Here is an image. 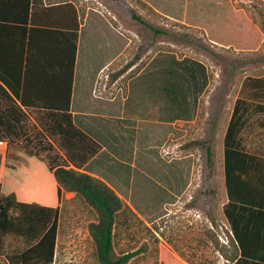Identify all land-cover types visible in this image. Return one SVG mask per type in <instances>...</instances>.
Returning a JSON list of instances; mask_svg holds the SVG:
<instances>
[{
  "label": "rangeland",
  "instance_id": "374dc122",
  "mask_svg": "<svg viewBox=\"0 0 264 264\" xmlns=\"http://www.w3.org/2000/svg\"><path fill=\"white\" fill-rule=\"evenodd\" d=\"M105 1L108 48L80 45L79 66L85 58L95 69L119 57L94 95L104 87L109 115L123 120L105 122L101 142L109 154L90 165L134 213L117 215L114 253H134L126 264H228L223 137L242 81L264 75V0H148L157 14L143 0ZM180 74L185 101L170 85ZM27 126L30 138L40 134L48 155L60 158L57 137L38 122ZM261 139H245L248 151ZM96 221L81 197L64 193L52 264H97L88 231Z\"/></svg>",
  "mask_w": 264,
  "mask_h": 264
},
{
  "label": "trees",
  "instance_id": "16d2710c",
  "mask_svg": "<svg viewBox=\"0 0 264 264\" xmlns=\"http://www.w3.org/2000/svg\"><path fill=\"white\" fill-rule=\"evenodd\" d=\"M25 1L28 6L29 0ZM131 17L140 20L134 14ZM259 30L264 38V16ZM249 33L247 41L251 42V29ZM170 72L175 77L176 71ZM177 77L169 82L185 101L189 88L182 85L187 80L181 74ZM179 95L173 92V99ZM0 113L6 116L0 115V141L7 143L5 174L0 181V264H52L64 193L81 197L97 214V221L88 227L97 264H126L134 257V253L116 256L113 249L117 215L134 213L103 181L79 171L98 153V145L70 119L38 122L45 134L57 137L64 150L62 160L48 155L40 134L27 136V123L17 118L19 108ZM255 128H264V75L242 81L223 137L226 203L222 210L232 248L225 257L228 264H264V156L248 152L242 138L243 131Z\"/></svg>",
  "mask_w": 264,
  "mask_h": 264
},
{
  "label": "crops",
  "instance_id": "0c3cea01",
  "mask_svg": "<svg viewBox=\"0 0 264 264\" xmlns=\"http://www.w3.org/2000/svg\"><path fill=\"white\" fill-rule=\"evenodd\" d=\"M143 1V5L157 14L151 1ZM103 13L109 15L105 0H29L28 6L25 0H0V112L19 108L21 114L17 118L27 124L70 119L101 147L79 171L107 183L90 165L108 153L101 142L106 138L105 122L121 121L123 117L109 115L108 104L112 101L104 97V87H100L101 91L98 88L96 95L94 90L104 71L118 63L119 57L105 60L95 69L85 58L79 66L80 45L86 49L88 46L108 48L102 28H109L110 23ZM86 28L93 35L89 40L84 32ZM90 84L91 96L87 97L84 92ZM242 138L263 140L264 128L245 130ZM53 147L64 159V153ZM47 151L41 155L45 156ZM248 152L264 156V144L255 141L254 148Z\"/></svg>",
  "mask_w": 264,
  "mask_h": 264
},
{
  "label": "built area",
  "instance_id": "2783aa9c",
  "mask_svg": "<svg viewBox=\"0 0 264 264\" xmlns=\"http://www.w3.org/2000/svg\"><path fill=\"white\" fill-rule=\"evenodd\" d=\"M7 152V143L5 141H0V181L5 174V159Z\"/></svg>",
  "mask_w": 264,
  "mask_h": 264
}]
</instances>
